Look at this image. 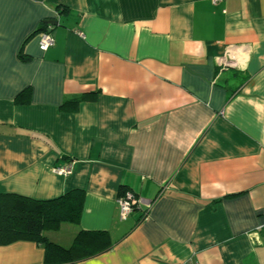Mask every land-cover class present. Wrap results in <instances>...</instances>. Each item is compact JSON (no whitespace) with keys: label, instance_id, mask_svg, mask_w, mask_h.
<instances>
[{"label":"crops","instance_id":"1","mask_svg":"<svg viewBox=\"0 0 264 264\" xmlns=\"http://www.w3.org/2000/svg\"><path fill=\"white\" fill-rule=\"evenodd\" d=\"M72 190L78 220L46 236L106 249L66 264H264V0H0V193Z\"/></svg>","mask_w":264,"mask_h":264},{"label":"trees","instance_id":"2","mask_svg":"<svg viewBox=\"0 0 264 264\" xmlns=\"http://www.w3.org/2000/svg\"><path fill=\"white\" fill-rule=\"evenodd\" d=\"M80 99L74 97L64 103ZM83 200L84 194L80 190L68 191L48 200L0 193V245L18 240L43 244L45 264H66L102 252L106 248H102L105 235L101 232L80 231L69 246L54 243L46 236L48 228L62 222L77 221Z\"/></svg>","mask_w":264,"mask_h":264},{"label":"built area","instance_id":"3","mask_svg":"<svg viewBox=\"0 0 264 264\" xmlns=\"http://www.w3.org/2000/svg\"><path fill=\"white\" fill-rule=\"evenodd\" d=\"M82 35V33H79ZM54 44V38L52 37L49 31H40L38 34V48L41 51H45L47 48ZM220 66L225 65V60L220 59ZM71 163H66L63 166L56 167L54 171L60 175H66L71 172ZM118 208L119 216L122 219H125L134 209V207H140L142 200L137 198L133 192L126 191L120 197H118Z\"/></svg>","mask_w":264,"mask_h":264},{"label":"water","instance_id":"4","mask_svg":"<svg viewBox=\"0 0 264 264\" xmlns=\"http://www.w3.org/2000/svg\"><path fill=\"white\" fill-rule=\"evenodd\" d=\"M52 21H50V23H51ZM53 23H55V22H53Z\"/></svg>","mask_w":264,"mask_h":264}]
</instances>
